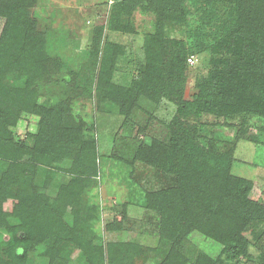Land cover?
<instances>
[{"label": "rangeland", "instance_id": "rangeland-1", "mask_svg": "<svg viewBox=\"0 0 264 264\" xmlns=\"http://www.w3.org/2000/svg\"><path fill=\"white\" fill-rule=\"evenodd\" d=\"M183 4L182 13L170 18L169 12L163 17L151 0H33L28 9L36 30L44 34L45 52L52 62L49 73L36 70L27 87L35 91V104L57 111L44 120L45 129L41 113L25 109L23 101L9 114L13 141L25 147L22 157L29 164L26 183H10L9 190L19 196L36 192L67 200L63 217L70 225L77 218L76 234L82 240L81 248L73 242L62 250L67 264H264V221L244 229V252L230 256L223 242L236 232L235 222H229L227 230L215 216H208L209 224H196L180 235L151 205L157 203L162 211L159 193L175 181L165 165L176 119L183 127L196 125L205 148L229 154L230 174L251 180L249 197L264 204V117L244 112L199 117L179 113L180 102L194 99L199 77L220 66L216 59L227 53L216 47L219 32L202 18L204 0ZM2 25L0 18V33ZM178 51L186 52L181 60L185 67L183 74L173 77L169 65L172 53ZM158 60L160 75L172 84L151 89L158 91L155 102L140 92L138 81L144 66H154ZM102 68L110 77L101 90L95 78ZM14 75L4 71L3 83L10 89L25 86L24 78ZM163 89L176 93L168 98ZM110 90L115 93L112 99L106 96ZM59 119L80 127L81 139L88 144H68L63 156L42 153L37 140L43 134L60 136ZM72 134L65 135L72 140ZM71 140L62 138L54 149ZM83 145L89 154L77 160ZM35 155L41 162L29 160ZM8 162L0 159V168ZM78 168L83 179L74 174ZM8 220L17 224L15 217ZM11 235L0 226V257L5 259ZM48 246L40 242L24 263L17 264L46 263ZM106 248L112 251L110 257ZM62 258L56 264H62Z\"/></svg>", "mask_w": 264, "mask_h": 264}, {"label": "trees", "instance_id": "trees-1", "mask_svg": "<svg viewBox=\"0 0 264 264\" xmlns=\"http://www.w3.org/2000/svg\"><path fill=\"white\" fill-rule=\"evenodd\" d=\"M1 1L4 0H0V18L3 19L0 33V159L9 162L0 168V226L12 235L5 250L9 259L0 257V264L24 263L25 257L40 242L49 244L44 253L48 259L41 264H56L62 258L61 252L67 244L75 242L76 247H82V240L76 234L77 218L70 225L63 217L67 200H54L36 192L19 196L9 190L10 183H26L25 172L29 165L22 157L25 147L13 141L8 128L13 122L9 114L23 101L25 109L41 113L43 129L48 128L44 120L57 110L35 104V91L29 90L27 85L36 77V70L49 73L52 60L45 52L47 41L44 34L36 30L37 22L28 10L33 0ZM151 1L159 6L162 15L169 12L168 18L184 10L183 0ZM124 8L127 9V5ZM205 17L220 34L216 38V47L224 48L227 53L216 59L217 62L213 60L216 65L221 63L220 66L213 67L207 77H199L195 84L197 91L194 99L180 102L179 113L199 117L204 113L219 115L244 112L264 117V0H204L202 18ZM15 31H19V34L14 35ZM185 56V51L172 53L173 62L169 65L171 76L183 74L185 66L181 60L185 61ZM161 63L158 60L154 66H144L138 81L142 85L140 92L155 102L158 91L151 89L164 88L165 83L172 84L160 75ZM106 65L103 63L104 68ZM4 71L15 73V78H24L25 86L10 89L3 83ZM109 77L108 71L103 68L98 70L95 78L97 87L101 90L105 88ZM163 91L166 92L163 95L168 98L176 93L172 90L171 94L165 89ZM26 94L30 97L27 98ZM106 94L112 99L115 93L110 90ZM173 124L177 129L172 133L167 148L169 156L165 170L174 175L175 181L159 193L163 212L157 203L151 205L164 215L167 225L180 235L196 224H209L208 216H215L222 228L227 230L228 223L235 222L236 232L232 236L228 234L227 242H223L224 251L230 256L243 253L247 239L244 229L250 228L254 221H264V204L249 197L252 181L231 175L230 155L214 153L212 149L205 148L199 141L196 125L183 127L177 119ZM57 127L60 136H36L39 138L37 144L40 143L37 146L42 153L52 152L56 156H63L67 154L64 147H68V144L78 141L88 144L87 139H81L80 127L65 124L62 119H59ZM71 132H74L72 140L71 135H65ZM62 138L71 141H62L63 147L54 149ZM249 139L254 141L252 137ZM43 144H46V150L41 149ZM88 149L84 145L80 146L75 158L80 160V155L89 154ZM38 158L35 155L33 159H27L37 163L40 161ZM77 170L75 176L83 179L81 175L84 172L80 168ZM30 173L35 174L36 169ZM31 187L33 189V185ZM12 217L17 218V224H10L8 219ZM224 237H227V232ZM104 251L110 257L112 251L109 248ZM64 260L62 258V264H67Z\"/></svg>", "mask_w": 264, "mask_h": 264}]
</instances>
